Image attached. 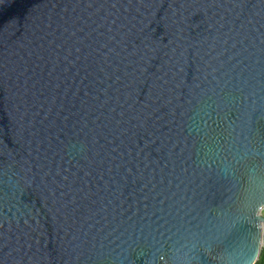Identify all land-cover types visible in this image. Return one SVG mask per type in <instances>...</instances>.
I'll return each mask as SVG.
<instances>
[{
	"label": "water",
	"instance_id": "water-1",
	"mask_svg": "<svg viewBox=\"0 0 264 264\" xmlns=\"http://www.w3.org/2000/svg\"><path fill=\"white\" fill-rule=\"evenodd\" d=\"M264 0H0V264H255Z\"/></svg>",
	"mask_w": 264,
	"mask_h": 264
},
{
	"label": "trees",
	"instance_id": "trees-1",
	"mask_svg": "<svg viewBox=\"0 0 264 264\" xmlns=\"http://www.w3.org/2000/svg\"><path fill=\"white\" fill-rule=\"evenodd\" d=\"M255 264H264V250H261L260 255Z\"/></svg>",
	"mask_w": 264,
	"mask_h": 264
},
{
	"label": "rangeland",
	"instance_id": "rangeland-1",
	"mask_svg": "<svg viewBox=\"0 0 264 264\" xmlns=\"http://www.w3.org/2000/svg\"><path fill=\"white\" fill-rule=\"evenodd\" d=\"M263 214H264V210H263Z\"/></svg>",
	"mask_w": 264,
	"mask_h": 264
}]
</instances>
